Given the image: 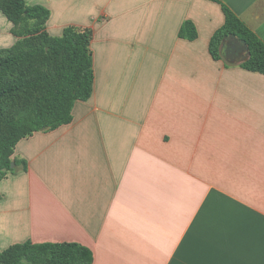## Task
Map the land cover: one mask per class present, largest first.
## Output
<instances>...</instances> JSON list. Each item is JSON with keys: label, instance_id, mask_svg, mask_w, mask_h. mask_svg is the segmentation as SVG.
Here are the masks:
<instances>
[{"label": "crops", "instance_id": "obj_1", "mask_svg": "<svg viewBox=\"0 0 264 264\" xmlns=\"http://www.w3.org/2000/svg\"><path fill=\"white\" fill-rule=\"evenodd\" d=\"M26 1L49 9L52 36L92 30L95 84L70 124L17 145L0 250L78 243L93 264H264V76L209 51L222 4L264 42V0ZM187 21L194 41L179 36Z\"/></svg>", "mask_w": 264, "mask_h": 264}, {"label": "trees", "instance_id": "obj_2", "mask_svg": "<svg viewBox=\"0 0 264 264\" xmlns=\"http://www.w3.org/2000/svg\"><path fill=\"white\" fill-rule=\"evenodd\" d=\"M218 2L217 0H211ZM225 22L212 36L209 51L216 61L226 37L244 40L249 58L241 68L264 76V42L227 6ZM0 13L13 25L17 38L0 49V182L16 174L21 164L14 158L20 141L35 133L56 130L73 121L78 101L94 92L95 70L91 43L93 32L70 26L61 36L47 31L50 11L26 0H0ZM179 36L198 38L191 21ZM26 171V163H22ZM15 167H12V166ZM92 251L78 243L31 241L0 250V264H93Z\"/></svg>", "mask_w": 264, "mask_h": 264}, {"label": "water", "instance_id": "obj_3", "mask_svg": "<svg viewBox=\"0 0 264 264\" xmlns=\"http://www.w3.org/2000/svg\"><path fill=\"white\" fill-rule=\"evenodd\" d=\"M228 42V46H223L222 45V50L224 49V52L226 54V57L231 59V60H237L241 59V56L243 58V61H247L249 58L248 55V49L246 46V42L244 40H237L236 38L233 37H226L223 41ZM247 53V56L245 54ZM12 167H15L14 165Z\"/></svg>", "mask_w": 264, "mask_h": 264}, {"label": "rangeland", "instance_id": "obj_4", "mask_svg": "<svg viewBox=\"0 0 264 264\" xmlns=\"http://www.w3.org/2000/svg\"><path fill=\"white\" fill-rule=\"evenodd\" d=\"M2 17H3V19H5V17L2 15ZM5 22V27L7 28L8 26H11L12 28H13V25L8 21V20H4ZM2 25V22H1V19H0V26ZM1 28V27H0ZM12 28H11V30H10V32L12 31ZM12 35V34H11ZM13 36V35H12ZM14 37V36H13ZM16 38V37H15ZM9 47V45H6L5 47H4V49L5 48H8Z\"/></svg>", "mask_w": 264, "mask_h": 264}]
</instances>
